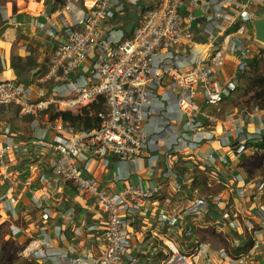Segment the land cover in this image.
<instances>
[{
    "label": "built area",
    "instance_id": "2783aa9c",
    "mask_svg": "<svg viewBox=\"0 0 264 264\" xmlns=\"http://www.w3.org/2000/svg\"><path fill=\"white\" fill-rule=\"evenodd\" d=\"M125 2L66 0L58 10L53 6L50 13L45 11L44 14L49 18H60L68 32L65 40L57 43L51 63L45 67L28 54H23L35 74L34 80L23 82L14 73L6 79H0V106H18L20 113L32 119L35 126L45 127L40 134L24 142V149L28 151L33 144L59 154L52 162L54 173L85 192L95 207L92 212H85L84 218L89 225L83 229L76 219H79V215L75 208L64 201L58 202L56 210L69 221L70 236L62 227L49 229L44 223L50 219V215L41 214V225L22 245L20 255L25 260H35L39 264H205V255L210 251L208 242L196 241L195 249L187 251L178 246L172 237L159 234L162 228L170 225L184 231L186 235H192L187 237L194 238L192 224L185 222L184 230L180 219L196 218L208 211V200L204 197L196 199L185 211L173 215L170 221L167 214L157 215L159 226L155 235L160 237L166 251L155 262L154 253L151 254L148 246L136 242L138 237L131 228L140 217L144 200H152L161 192L165 182L157 186L139 182L125 186L119 192H110L86 173L92 171L97 158L103 155H116L131 165H138L136 162L147 153L152 143V132L148 127L150 116L156 114L161 121L164 118L149 106L150 98L157 96L156 84L162 78H170L179 88L176 95L179 111L190 123L189 128L193 133V144L187 142L186 145L189 148H195L201 141L218 135L214 129L205 130L203 123L197 119L200 107L196 99L199 95L203 92L207 104H217L223 95L239 89L242 83L240 85L239 81L232 79L227 86L214 85L212 66L207 63L204 51L197 55L195 64L188 70H182L176 63L178 57L174 50H177L178 44L190 43L194 48H199L200 44L192 30L197 17L196 10L203 4L214 3L212 0H144L137 8L141 21L135 25L132 34L122 32L120 36L111 33L106 35V22L125 9ZM257 2L264 4V0L242 1L236 9V15L251 21L253 4ZM248 30L256 41L254 28ZM246 31V27L241 26L234 32L226 33L224 49L219 48L212 57L215 66L221 65L225 54L241 53L244 60L240 67L250 69L248 58L251 50L239 36ZM87 61L90 62V74L86 72ZM90 75L92 78H89ZM44 83H53L48 94L41 89L40 84ZM101 95L106 97L107 109L98 113L101 120L98 128L78 132L61 120H49L52 108L78 110ZM38 96L42 99H38ZM252 107L254 115L255 111L264 109L259 105ZM203 115L207 121L217 120L216 114L207 110L203 111ZM227 122L230 128H235V132L227 131L228 134L220 136V139L229 145L240 141L238 151L242 152L246 148L245 140L262 137L255 132L246 137L240 135L236 125L238 120L234 116H227ZM49 128L54 131L50 138L46 133ZM64 129L70 133L68 137L61 136L59 131ZM165 130L162 127L161 132ZM17 147L10 141L1 142L0 158ZM208 159L227 162L224 155L217 158L210 156ZM13 175L12 165L3 163L0 190L13 179ZM169 176L170 173L167 178ZM173 177L177 178V174H173ZM188 180L189 177L181 181L171 178L170 181L174 190L179 192ZM29 183L27 181V185ZM250 188L254 193L260 192L264 188V180ZM9 203L8 194L0 195V205L5 208H2L3 215L12 211ZM41 206V201L30 203L31 208ZM263 214L260 211L259 215L264 217ZM6 221V218L0 219V226ZM250 226L253 227L252 222ZM10 232L14 233L12 227ZM238 232L244 233L241 226H238ZM242 246L260 249L264 244L255 240L251 245L250 241L244 239ZM247 255L235 257L231 263L245 264Z\"/></svg>",
    "mask_w": 264,
    "mask_h": 264
},
{
    "label": "crops",
    "instance_id": "0c3cea01",
    "mask_svg": "<svg viewBox=\"0 0 264 264\" xmlns=\"http://www.w3.org/2000/svg\"><path fill=\"white\" fill-rule=\"evenodd\" d=\"M65 1L38 0L34 3V0H28L15 4L4 0L1 6H6L8 11L0 13L1 80L13 73L23 82L34 80L35 74L23 54H28L45 67L51 63L57 43L65 40L68 30L60 18H49L44 12L50 13L53 6L60 9ZM127 1L125 9L106 22V35L111 33L120 36L122 32L132 34L135 25L141 21L137 6L133 3L138 0ZM212 1L214 3L203 4L196 10L197 17L192 30L200 44L199 48H194L190 43L178 44L177 50H174L178 57L176 63L182 70H188L195 64L197 55L204 51L207 63L212 66L214 85L227 86L232 79L239 81L238 84L241 85L248 72L240 67L244 60L241 53L225 54L219 66L213 64L212 57L216 50L224 49L226 33L234 32L241 26L247 30V33L239 36H242L243 43L251 50L248 58L250 66L255 57H264V44L255 41L248 33V29L253 28L252 20L264 16V4L254 3L253 19L246 21L236 15L238 5L246 0ZM9 17L16 18L13 20L8 19ZM86 72H91L88 61ZM40 86L48 94L53 83ZM156 91L157 96L150 98L149 106L164 118L161 121L156 114L150 116L148 127L152 132V143L147 153L136 162L138 165H131L116 155H103L97 158L92 171L86 175L96 179L100 187L110 192H119L125 186L139 182L147 186L165 182L161 192L152 200H144L140 217L133 222L131 228L138 237L136 242L148 246L151 254L154 253L155 262L166 251L160 237L155 235L159 226L157 215L167 214L170 221L173 215L185 211L196 199L204 197L209 203L208 211L201 213L197 219L179 218L184 230L185 222L192 224L195 229L194 238L187 237L192 235H186L184 231L176 230L170 225L162 228L159 235L172 237L178 246L187 251L195 249L196 241L208 242L210 251L205 255V264H232L231 260L242 254H248L245 264H264V246L260 249L242 246L244 239L250 241L251 245L255 240L264 244V217L259 215L260 211L264 213V188L257 193L250 188L263 181L264 176L257 169L252 170L253 174H248L249 162L255 160L253 148L248 143L256 138L245 140L246 148L242 152L238 151L240 141L229 145L220 139V136H226L228 132H235L233 126L229 127L227 116L237 118L236 125L240 135L246 137L255 132L264 136V109L259 112L254 110V115L252 106L255 104H245L239 99L237 93H240V88L231 91L229 95H223V99L217 104H207L202 92L196 99L200 107L197 119L203 123L205 130L214 129L218 135L201 141L195 148H189L186 145L187 142L193 144V133L189 128L190 123H187L186 117L179 111L176 100L179 88L170 78L164 77L156 84ZM38 99L42 97L38 96ZM7 106L9 105L0 106V143L10 141L18 147L0 158V170L3 163H9L14 170L13 179L0 190V195L8 194L10 197L9 207L12 211L3 215L4 206L0 205V219L6 218V223L14 231L11 236L20 246L28 242L31 233L41 225L40 216L43 213L50 215V219L44 223L49 229L62 227L70 236L69 221L55 207L58 202L64 201L75 208L79 215V219H76L84 229L89 225L84 218L85 212L90 213L95 209L92 200L85 192L78 190L72 183L61 180L54 173L52 162L59 154L33 145L31 141L29 150L24 149V142L40 134L45 127L35 126L32 119L25 118L20 112L18 117L11 111L13 105L10 108ZM204 110L216 114L217 120L207 121L203 115ZM162 127L166 130L161 132ZM53 132L51 128L47 129L48 138ZM59 132L65 137L70 134L66 129ZM219 155L226 156L227 162L208 159ZM173 174H177V178ZM185 177H189V180L183 184V189L175 191L171 178L181 181ZM27 181L30 182L28 185ZM1 184L0 180V186ZM34 201L43 202V206L31 208L30 203ZM251 222L253 227L250 226ZM238 226L243 228V234L238 232ZM16 236L21 237V242L17 241Z\"/></svg>",
    "mask_w": 264,
    "mask_h": 264
},
{
    "label": "trees",
    "instance_id": "16d2710c",
    "mask_svg": "<svg viewBox=\"0 0 264 264\" xmlns=\"http://www.w3.org/2000/svg\"><path fill=\"white\" fill-rule=\"evenodd\" d=\"M240 89L243 91L244 95L251 96L248 100L243 101L244 103H252L259 105L261 108H264V57H255L251 63L250 70L245 73L243 84L240 86ZM14 106V105H13ZM11 106V111L19 117L20 108ZM10 108V105L7 106ZM107 109V100L105 96H99V98L90 104L83 106L78 110H58L52 108L49 111L50 121L62 120L66 123L71 124L74 129L78 132L92 130L100 126V117L99 112L106 111ZM21 117V116H20ZM17 119V118H16ZM22 119V118H21ZM250 147L253 148L254 158L249 162L248 174L251 175L252 170L257 169L262 176H264V136L261 138H256L251 140L248 143ZM9 235L10 231H9ZM0 259L6 264H15V258L13 257L12 252H1ZM21 264H29L21 263Z\"/></svg>",
    "mask_w": 264,
    "mask_h": 264
},
{
    "label": "rangeland",
    "instance_id": "374dc122",
    "mask_svg": "<svg viewBox=\"0 0 264 264\" xmlns=\"http://www.w3.org/2000/svg\"><path fill=\"white\" fill-rule=\"evenodd\" d=\"M6 1L8 3L11 2V3L16 4V3H19L22 1H28V0H21V1H19V0H6ZM3 2H4V0H0V13H5L6 11H8V10H6L7 9L6 6H1L3 4ZM37 2H38V0H34V3H37ZM126 3L128 4L127 0H126ZM133 3L138 8L144 3V0H142V1L138 0V1H135ZM0 19H1V16H0ZM251 94L252 93H250L249 95H244L243 91L241 89H240V93L239 92L237 93V95L241 101L248 100L250 98ZM245 104H247V103H245ZM9 231H10V226L7 223H5L3 226H0V253L3 251L6 253L12 252L13 257L16 259L15 264H21L23 262H25V263L29 262V264H39L35 260L28 261V260H25L21 257V255H20L21 246L18 245L16 243V241L14 240V238L9 235ZM16 239L18 242H21V240H22L20 236H16ZM0 264H6V263H4V261L0 259Z\"/></svg>",
    "mask_w": 264,
    "mask_h": 264
},
{
    "label": "water",
    "instance_id": "95a60500",
    "mask_svg": "<svg viewBox=\"0 0 264 264\" xmlns=\"http://www.w3.org/2000/svg\"><path fill=\"white\" fill-rule=\"evenodd\" d=\"M255 31V39L264 44V16L252 20Z\"/></svg>",
    "mask_w": 264,
    "mask_h": 264
},
{
    "label": "clouds",
    "instance_id": "9594fccd",
    "mask_svg": "<svg viewBox=\"0 0 264 264\" xmlns=\"http://www.w3.org/2000/svg\"><path fill=\"white\" fill-rule=\"evenodd\" d=\"M59 120H60V119H59ZM55 121H56V120H55ZM61 121H62V120H61ZM3 225H4V224H3ZM3 225H2V226H3ZM10 234H11V232H10ZM12 237H13V236H12ZM21 248H22V246H21ZM20 251H21V250H20Z\"/></svg>",
    "mask_w": 264,
    "mask_h": 264
}]
</instances>
